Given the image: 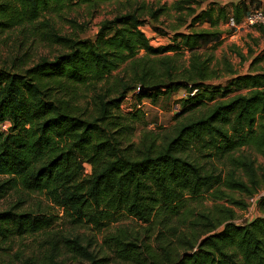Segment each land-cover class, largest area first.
Instances as JSON below:
<instances>
[{"label":"trees","instance_id":"obj_1","mask_svg":"<svg viewBox=\"0 0 264 264\" xmlns=\"http://www.w3.org/2000/svg\"><path fill=\"white\" fill-rule=\"evenodd\" d=\"M111 1L117 0H0V48L15 32L14 48L21 52L0 61V123L8 124L0 130V197L40 193L73 224L99 232L122 216L138 224L104 232L103 254L76 234L61 235L62 247L88 264L111 257L123 264H264V194L258 214L242 223L217 202L245 209L247 202L230 192L247 199L262 189L264 167L256 156L264 160V67L237 72L228 64L226 83L214 84L221 72L211 66L213 54L200 50L220 44L218 25L230 16L239 24L254 0L206 6L175 0L171 7L180 16L171 33L156 24L163 6L125 0L124 9L99 23L94 39L59 33L45 16L70 4ZM147 17L153 31L170 33V43L151 44L142 30ZM203 23L209 27H194ZM39 34L60 50L26 65L31 38ZM184 51L187 63L181 64ZM259 59L253 56L249 65ZM172 81L178 83L139 89ZM180 88L185 96L173 101ZM127 94L165 109L178 104L175 119L204 108L169 131H143L135 142L133 124L144 114L136 103L132 112L120 108ZM204 193L213 207L193 211L189 199ZM46 217L41 207L0 211V245L44 231ZM48 245L21 264H58L57 242Z\"/></svg>","mask_w":264,"mask_h":264},{"label":"rangeland","instance_id":"obj_2","mask_svg":"<svg viewBox=\"0 0 264 264\" xmlns=\"http://www.w3.org/2000/svg\"><path fill=\"white\" fill-rule=\"evenodd\" d=\"M147 5L152 8H158L160 5L165 9L159 16L158 22L156 23L158 27L164 31L171 33L169 26H176L179 21L177 20L180 15L172 9V3L175 0H144ZM227 2L228 0H203V5L206 6L210 2ZM125 0H117L106 3H101L97 7H92L88 4H70L58 10H51L45 14L48 20H52L55 28L59 33L76 35L79 38H90L94 39L95 34L98 30L99 23L106 18H111L115 13L124 9ZM193 6H196L195 3ZM186 14V10L183 11V15ZM186 21H189L190 17L184 16ZM45 19V18H44ZM151 19L149 17L145 18V23L142 25V30L151 40V44L154 46L165 45L170 43V33L168 35L161 34L159 32L153 31L151 28ZM196 29L209 27L207 23L197 24L194 26ZM182 28V27H181ZM180 30L185 31L182 28ZM218 29L222 31L220 44L214 46V44H209L208 47H201V51H209L213 54V60L211 62L212 67H218L221 72V77L213 80L214 84L226 83L229 78V72L227 67H231L237 72H246L249 67L252 70L260 69L264 67V27H235L234 30L227 26L226 23H220ZM231 31V32H229ZM16 33L9 34L6 37L5 46L1 45L0 48V61L6 59L9 55L21 54V52H16L14 45V40ZM32 44L29 49V55L25 60L26 65H31L36 62L41 57L52 58L59 50L60 47L57 44L49 41L47 38H43L39 35L33 36L31 38ZM168 54L172 55V52ZM241 54L243 58L239 55ZM253 56L260 57L259 61L254 65H249V62ZM179 63L186 64L188 53L184 51L180 56L177 57ZM229 64V65H228ZM114 72L113 74H116ZM137 91V89L135 90ZM130 94H127L126 99L121 104L120 108L125 111H134L136 108L143 111L144 117L141 121H136L133 124L132 130V140L137 142L140 134L143 131H154V132H166L169 131L172 126L177 122L181 121L186 117L188 112H197L198 110L204 108V106L195 107L191 110H184L183 113L177 118H174L175 105L171 104L168 108H162L160 106L152 104L147 98H143L140 102L131 99ZM185 96V90L180 88L174 92L171 96L173 101ZM87 98H80V103L85 104ZM136 103V108L133 106ZM180 109V108H179ZM257 164L264 167V160L260 156H256ZM85 171L90 170L88 164H84ZM261 173V172H260ZM264 189V179H262ZM230 194L236 198L244 199L246 197L241 195V193L233 191ZM20 197V198H19ZM189 207L195 211L196 209H208L212 208L214 202L209 198L207 193L201 194V196L189 199ZM219 204H223L227 207H231L235 211L234 221L236 223H242L248 219L251 213L254 215L258 214L256 208L250 209L247 205L245 209H240L237 206H232L225 202V200L217 201ZM247 204V203H246ZM11 206H17L18 210L21 209H35L41 207L46 211L47 221L50 222L48 228L44 231L24 235L23 237H15L4 244L0 245V264H21L24 257L31 256L37 257L41 254L42 250L49 247L48 241H56L58 245V254L55 260L58 264H88L86 260L81 257L73 256L68 253L63 247L62 243L59 241L61 235H78L84 242L91 243L90 250L93 252L101 251V253H107L108 250L101 248L102 235L106 231H110L115 227L121 225H130L131 227H138L132 219L122 216L119 221L110 224L104 231H96L88 225H75L69 221V217L65 215L64 211L60 208L52 205L47 201L44 196L40 193H30L28 197L16 193L14 191H9L0 197V211L8 209ZM101 249V250H100ZM39 254V255H38ZM107 264H123L118 262L114 257L110 258Z\"/></svg>","mask_w":264,"mask_h":264},{"label":"built area","instance_id":"obj_3","mask_svg":"<svg viewBox=\"0 0 264 264\" xmlns=\"http://www.w3.org/2000/svg\"><path fill=\"white\" fill-rule=\"evenodd\" d=\"M227 26L229 27H253V26H261L264 27V9L261 8H251L243 17L242 21L239 24H236L233 17H229L227 21ZM179 111V105H175L174 113ZM8 124L6 122L0 123V130H6ZM264 194V190L258 191V193L248 197L246 199L247 205L250 209L256 208V202L259 196ZM251 215H253L251 213ZM255 215V213H254Z\"/></svg>","mask_w":264,"mask_h":264},{"label":"water","instance_id":"obj_4","mask_svg":"<svg viewBox=\"0 0 264 264\" xmlns=\"http://www.w3.org/2000/svg\"><path fill=\"white\" fill-rule=\"evenodd\" d=\"M177 81H172V82H168V83H164V84H155V85H150V86H140V90H145V91H154L158 88H166L172 84H177Z\"/></svg>","mask_w":264,"mask_h":264},{"label":"crops","instance_id":"obj_5","mask_svg":"<svg viewBox=\"0 0 264 264\" xmlns=\"http://www.w3.org/2000/svg\"><path fill=\"white\" fill-rule=\"evenodd\" d=\"M239 0H228L227 2H219L220 4H229L231 2L236 3ZM257 2H259V8L264 9V0H254L253 3L250 4L251 8L256 7ZM261 190H264L263 188ZM253 215H250L248 218H251Z\"/></svg>","mask_w":264,"mask_h":264}]
</instances>
